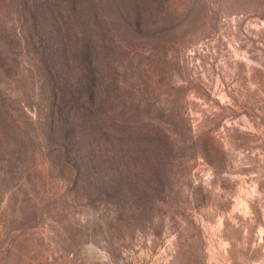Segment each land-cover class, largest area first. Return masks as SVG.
<instances>
[{
	"label": "rangeland",
	"instance_id": "obj_1",
	"mask_svg": "<svg viewBox=\"0 0 264 264\" xmlns=\"http://www.w3.org/2000/svg\"><path fill=\"white\" fill-rule=\"evenodd\" d=\"M33 1L0 0V264H90L87 242L111 264H264V0H155L168 36L116 63L117 119L158 169L98 173L69 154Z\"/></svg>",
	"mask_w": 264,
	"mask_h": 264
},
{
	"label": "trees",
	"instance_id": "obj_2",
	"mask_svg": "<svg viewBox=\"0 0 264 264\" xmlns=\"http://www.w3.org/2000/svg\"><path fill=\"white\" fill-rule=\"evenodd\" d=\"M31 4L44 14L35 18L30 37L41 72L50 76L54 106L71 143L69 154L87 162L95 173L115 158L121 162L117 172L158 169V151L149 148L151 134L149 140L140 136L135 141L129 123L117 119L118 75L124 64L116 62L117 55L143 58L142 42L167 37L169 28L157 35L154 30L160 29L158 22H164L166 14L156 9L155 0H34ZM125 40L134 41L136 47L126 52Z\"/></svg>",
	"mask_w": 264,
	"mask_h": 264
},
{
	"label": "clouds",
	"instance_id": "obj_3",
	"mask_svg": "<svg viewBox=\"0 0 264 264\" xmlns=\"http://www.w3.org/2000/svg\"><path fill=\"white\" fill-rule=\"evenodd\" d=\"M83 254L89 258L90 264H111L109 253L94 242L83 245Z\"/></svg>",
	"mask_w": 264,
	"mask_h": 264
}]
</instances>
